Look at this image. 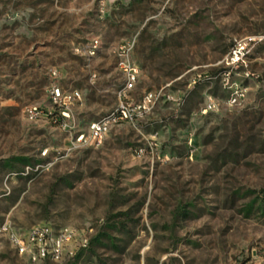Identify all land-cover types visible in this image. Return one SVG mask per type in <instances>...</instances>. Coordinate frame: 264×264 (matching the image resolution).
Returning a JSON list of instances; mask_svg holds the SVG:
<instances>
[{"label": "rangeland", "instance_id": "1", "mask_svg": "<svg viewBox=\"0 0 264 264\" xmlns=\"http://www.w3.org/2000/svg\"><path fill=\"white\" fill-rule=\"evenodd\" d=\"M55 84L81 93L63 123ZM122 100L136 122L80 145ZM4 222L77 246L32 262L1 240L0 264H264V0H0Z\"/></svg>", "mask_w": 264, "mask_h": 264}, {"label": "built area", "instance_id": "2", "mask_svg": "<svg viewBox=\"0 0 264 264\" xmlns=\"http://www.w3.org/2000/svg\"><path fill=\"white\" fill-rule=\"evenodd\" d=\"M100 47V40H93L87 47L89 56L97 54ZM121 46V58L118 66L121 69L125 81L123 94L135 88L139 77V67L136 66L128 57L130 47ZM242 49H245L243 46ZM240 48V51L242 50ZM126 54V55H125ZM238 56V54H237ZM57 70L52 71V75L57 76ZM50 96L58 110L53 111L52 118L55 122H64L71 117L70 104L72 101L81 99V93L78 90L66 94L63 89L55 84L50 89ZM154 94L149 93L146 97L148 102H152ZM236 101V98L233 99ZM141 105L129 101H121L112 111L101 116L99 119L89 123L88 132L80 133L77 136V142L84 146H100L107 135L115 127L123 124H134L136 122V110ZM207 111V109H206ZM31 117H37L41 111L38 108L29 110ZM6 240L11 247L20 255L32 262L38 261H59L65 255L74 251L77 246V234L72 228H62L55 230L49 225H37L29 229H21L12 226L8 222L0 223V241Z\"/></svg>", "mask_w": 264, "mask_h": 264}]
</instances>
